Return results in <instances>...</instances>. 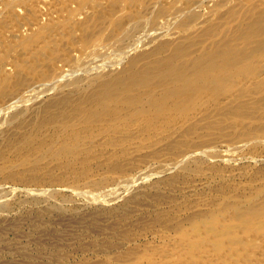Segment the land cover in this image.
Instances as JSON below:
<instances>
[{"label":"bare ground","instance_id":"6f19581e","mask_svg":"<svg viewBox=\"0 0 264 264\" xmlns=\"http://www.w3.org/2000/svg\"><path fill=\"white\" fill-rule=\"evenodd\" d=\"M5 187L0 264H264V0H0Z\"/></svg>","mask_w":264,"mask_h":264},{"label":"rangeland","instance_id":"374dc122","mask_svg":"<svg viewBox=\"0 0 264 264\" xmlns=\"http://www.w3.org/2000/svg\"><path fill=\"white\" fill-rule=\"evenodd\" d=\"M154 179H152L151 181H153ZM8 190H10L9 188H4L1 192H0V195L2 194V193H6ZM5 198L4 199H6L7 201H10L13 197H14V194H11V193H9V194H7L6 196H4ZM76 199H77V202L78 203H80V202H85V200H86V197L83 195V194H81V195H77L76 196ZM2 201V200H1Z\"/></svg>","mask_w":264,"mask_h":264}]
</instances>
